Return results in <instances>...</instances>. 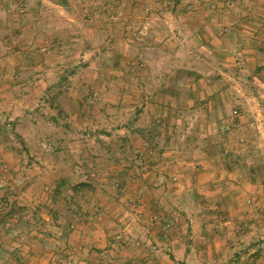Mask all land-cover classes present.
I'll return each mask as SVG.
<instances>
[{
    "label": "rangeland",
    "instance_id": "rangeland-1",
    "mask_svg": "<svg viewBox=\"0 0 264 264\" xmlns=\"http://www.w3.org/2000/svg\"><path fill=\"white\" fill-rule=\"evenodd\" d=\"M63 9L71 20L59 23ZM142 61L150 77L144 95L158 93V101L164 75L173 82L176 102L160 121L138 120ZM199 77L214 82L210 109L222 111L207 119V133L198 119H187L184 130L177 119L178 110L201 108ZM253 95L264 108V0H0V151L20 156L12 168L0 158V264H207L195 255L182 211L199 199H157L149 179L156 172L161 187L177 188L182 173L191 175L185 145L201 143L213 154L253 158L252 166L230 158L217 176L236 177L239 169L247 190L264 191V125L253 128L264 119H242ZM23 111L24 137L14 128ZM93 145L131 149L93 154ZM135 145L174 148L157 155ZM257 196L242 204L257 206L264 200ZM252 214L240 215L243 227L263 225L264 215ZM239 234L251 237L247 229ZM176 251L188 260H176ZM219 256L209 259L223 264Z\"/></svg>",
    "mask_w": 264,
    "mask_h": 264
},
{
    "label": "crops",
    "instance_id": "crops-1",
    "mask_svg": "<svg viewBox=\"0 0 264 264\" xmlns=\"http://www.w3.org/2000/svg\"><path fill=\"white\" fill-rule=\"evenodd\" d=\"M56 6L60 7L59 4H57ZM65 12L66 10L63 9V11L61 12L62 17L58 18L59 23H65L66 20H71L65 15ZM73 15V18L75 20L79 19V15ZM87 17L88 18L85 21L88 25H90L93 22V18H91L92 16L90 15H88ZM88 32L91 33L90 31ZM143 55L144 53H142V56ZM139 66V69H141L142 73L139 74V76L137 75L135 78L136 84L140 86V92L142 94L139 98L141 112H139L138 120L141 119L144 121H160L161 118L164 119L168 117V115L171 113V107L173 106L172 102H176L175 98L172 97L173 95H170V89H168L171 84L173 85V82L171 83L170 76L164 75V77L160 81L161 83L159 84L161 86H164V89L162 91L164 95L160 96L158 101L156 100L157 96H155L158 93H156L153 97H147L146 95H144L143 87L147 85L148 80L150 79V77H148L145 73V71H148V66L145 64V61H142ZM87 68L89 67L87 66ZM96 78L100 79L99 76H96ZM197 80H194L196 87H199L197 88V96H195V100H198L197 103L201 108H199L198 110L196 108L188 114L178 110L177 119L179 124H181L182 126L181 130L186 129L185 124L187 123H185V121L187 119L192 120L193 122L198 119L200 122L201 130L203 128L204 133H207V128L209 126L207 119L220 117L222 111L218 112L213 108L212 110L210 109L213 100L211 94H213L214 92L212 89V87L214 86V82L211 80H206L202 77L197 78ZM39 82L42 83V80H40ZM152 82L154 85L156 84L155 81ZM257 82L259 81L257 80ZM184 85L186 86V83H184ZM237 91H239V94H237V96L239 97L241 90H238L237 88ZM22 96V101L25 103L28 99L27 95L23 94ZM31 96L35 95H33L32 93ZM241 99L242 98H240V101H242ZM28 100H31V98H29ZM250 101L253 102V107L247 110L242 115V119H249L250 121L264 119V108L260 105L261 100L259 99V97L253 95ZM148 102H150V105L155 107V110L156 108H159V112L157 114L151 112ZM184 103L185 101L183 102L181 107L184 105ZM25 113L26 112L23 111L22 113L20 112L19 114H17L20 117L14 124L15 130H17L19 134H22V137H24V134L27 131V114ZM179 113H181V116L179 115ZM66 114H68L71 119H75L77 116L73 112H66ZM262 125H264V122L261 123L260 121H258L253 128L255 129V131L257 128H259L258 131L261 132L260 129ZM28 126L34 127V124H28ZM66 127L67 126H65V128ZM68 127L72 128L71 126ZM143 127H145V123L141 125V128ZM138 131L139 130H137V132ZM57 146L59 148H64L65 145ZM66 146L73 147L76 145ZM185 146L186 149L188 151L191 150V152H185V154H183L182 156V160H184V165L186 164L187 166H190L191 175L187 173L183 174L181 172L183 175L180 178L182 184L178 185L177 188H170L168 190H165L164 187H161L159 184V182L161 181L159 173L155 172V177H150L149 180H153V182L155 183L153 184L152 182V184L154 186L157 185V187H150V191L153 192V195L157 199H164L165 196H168V198H173L175 193L183 194V197L191 198L193 196L195 200L199 199L200 203L198 202L197 206H184L182 211L184 212V214L186 213L185 215L189 218L190 228L193 234V242L197 247L194 252H196L195 255L199 256L198 260H200V262H207V264H218L215 262V258H212V260L209 259L210 254L213 252L217 255L222 256L221 258L219 256L218 260L220 262H224L223 264H264V223L262 225L261 223L255 222L248 228H245L241 225V221L243 219L242 217H240L241 214H245L246 212H252L253 214H258V212H261L264 215V200L259 201V203H257V206H255L254 204L252 207H247L246 205L242 204V199L255 197L256 195H258L257 197H263L264 199V191L247 190L246 182H249V180L247 176L239 172V169L237 170V173H239V175H236V177H233V175H231V177L217 176L218 168L220 166H224L226 164L225 161L230 160V158L236 159L238 161V166H242V164L252 166L254 165L255 160L253 158L243 157L239 154L228 155L225 153L224 155L222 152H219L220 154H213L211 152V150L213 149L210 148V145H203L201 143H199V145ZM80 147L82 148L83 145H80ZM92 148H89V151L93 152V154H96L97 151L102 149L105 151V153H111V151L114 150L124 151L127 149L129 151L131 149L130 145H93ZM173 148V145H135V149H138L139 152H144V150L154 151L157 152V155H159L160 153L161 155H165L166 152L168 153L169 150ZM222 150L223 149H221V151ZM18 157L20 156H18L16 153H12L9 150L3 149L0 151V158L2 159V161L8 162V166H10V168H12V166L16 167ZM92 159L96 161V157H93ZM110 162L111 157L109 155L108 158H105V163L110 164ZM127 163V159H125V164ZM172 163L173 160L170 161V164L168 166L170 167L171 165V167H175L176 164L174 165ZM233 165L238 168L236 163H233ZM161 166L162 162L157 161L153 167L159 168ZM94 172L95 173L92 175L96 176L97 178L98 175L96 171ZM122 180H125L127 182H134L140 180V178H135L134 180L126 177ZM167 182L168 184H170V178H168ZM138 186L139 185H137V187ZM146 190H149V188H146ZM122 197L123 193L120 195V200ZM240 201L241 205H239ZM110 203L111 200L108 199V201L105 200L103 204L106 206V208H108V206H111ZM145 207L146 206L143 205L144 209ZM237 218H239V220L235 221V219ZM245 229L249 230V235L251 236L249 239L242 238L239 234L241 230L243 231ZM173 255H175L174 258L176 260H178L179 258L185 261L188 260V257L190 256L180 251H176V253H173Z\"/></svg>",
    "mask_w": 264,
    "mask_h": 264
},
{
    "label": "built area",
    "instance_id": "built-area-1",
    "mask_svg": "<svg viewBox=\"0 0 264 264\" xmlns=\"http://www.w3.org/2000/svg\"><path fill=\"white\" fill-rule=\"evenodd\" d=\"M233 114L235 115V114H237V112L236 111H233Z\"/></svg>",
    "mask_w": 264,
    "mask_h": 264
}]
</instances>
